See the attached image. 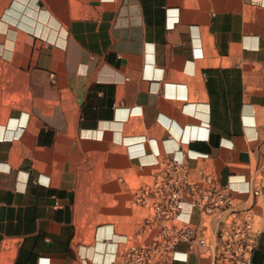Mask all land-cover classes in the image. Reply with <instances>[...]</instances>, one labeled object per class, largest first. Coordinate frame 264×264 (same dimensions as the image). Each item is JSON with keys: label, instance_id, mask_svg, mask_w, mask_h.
I'll return each mask as SVG.
<instances>
[{"label": "crops", "instance_id": "0c3cea01", "mask_svg": "<svg viewBox=\"0 0 264 264\" xmlns=\"http://www.w3.org/2000/svg\"><path fill=\"white\" fill-rule=\"evenodd\" d=\"M143 170L264 184V0H10L0 264H137L121 250L143 234L138 215L97 224L77 179L89 188L91 172ZM234 197L257 231L252 264H264V198ZM190 210L181 218L195 227L217 226ZM205 252L198 244L172 264H210Z\"/></svg>", "mask_w": 264, "mask_h": 264}, {"label": "built area", "instance_id": "2783aa9c", "mask_svg": "<svg viewBox=\"0 0 264 264\" xmlns=\"http://www.w3.org/2000/svg\"><path fill=\"white\" fill-rule=\"evenodd\" d=\"M178 179L164 182L166 189V219L170 216L180 219L186 224L190 220L181 218L183 205L188 203L191 210H198L204 221L210 217L218 220L217 226L209 233L203 229H191L185 227V230L179 231L175 238L176 242L172 245V260L186 262L189 253L196 244L205 247V258L210 264H252V257L257 246V231L254 229L252 214L250 209H242L235 203L234 193H247L252 191L256 196L264 198V184L256 188H236L232 183L224 187L216 188L213 185L201 186L199 183L184 182V177L179 175ZM190 210V211H191ZM150 221V220H148ZM165 234L169 233V228L163 229ZM195 236L193 240L191 237ZM181 245H186V250H180ZM170 248L169 245L166 246ZM151 249H148L150 252ZM128 255L137 262V248L131 247L126 251ZM148 262L151 261V255L146 254ZM116 259V255L114 260ZM163 264H169V261H163Z\"/></svg>", "mask_w": 264, "mask_h": 264}, {"label": "rangeland", "instance_id": "374dc122", "mask_svg": "<svg viewBox=\"0 0 264 264\" xmlns=\"http://www.w3.org/2000/svg\"><path fill=\"white\" fill-rule=\"evenodd\" d=\"M10 0H0V19L7 9ZM113 168V167H111ZM166 175L161 172L151 173L150 171H139L137 176H130L129 173H115L113 171H95L91 172V183L89 188H83L80 172L78 173V196L82 204L84 196H90V209L99 213L97 224H108L115 217L125 213H135L138 215V226L141 231L135 240L128 246H123L122 252H126L131 247L137 248V264H163V261H169L172 264V245L176 242L178 235L182 239L180 232L185 227L196 229L192 223L186 224L180 219L170 216L166 219V189L164 182ZM177 173L170 174V180H177ZM150 220V221H148ZM169 228V233L165 234L163 229ZM193 240L195 236L191 237ZM170 248L167 249L166 246ZM196 244L194 248L197 246ZM148 249H151L148 252ZM151 255V261L148 262L146 254Z\"/></svg>", "mask_w": 264, "mask_h": 264}, {"label": "bare ground", "instance_id": "6f19581e", "mask_svg": "<svg viewBox=\"0 0 264 264\" xmlns=\"http://www.w3.org/2000/svg\"><path fill=\"white\" fill-rule=\"evenodd\" d=\"M103 241V240H102ZM111 241V240H110Z\"/></svg>", "mask_w": 264, "mask_h": 264}]
</instances>
